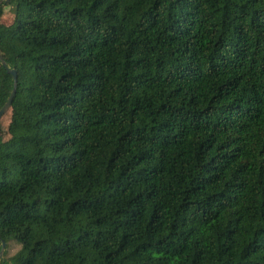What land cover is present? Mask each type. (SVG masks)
<instances>
[{"label": "trees", "instance_id": "obj_1", "mask_svg": "<svg viewBox=\"0 0 264 264\" xmlns=\"http://www.w3.org/2000/svg\"><path fill=\"white\" fill-rule=\"evenodd\" d=\"M0 51V264H264V0L4 1Z\"/></svg>", "mask_w": 264, "mask_h": 264}, {"label": "water", "instance_id": "obj_2", "mask_svg": "<svg viewBox=\"0 0 264 264\" xmlns=\"http://www.w3.org/2000/svg\"><path fill=\"white\" fill-rule=\"evenodd\" d=\"M9 2L10 0H0V5L3 4V2ZM0 61L2 62V64L7 68L8 73L13 75L14 78V88L7 100V102L4 104V106L0 109V119L4 116V114H6L8 112V110L10 109L12 102L16 96V92H17V71L15 69H10L7 65V62L5 61L1 51H0ZM0 241L2 242V246H1V250H0V261L2 259L3 253L6 249V241L0 239Z\"/></svg>", "mask_w": 264, "mask_h": 264}, {"label": "rangeland", "instance_id": "obj_3", "mask_svg": "<svg viewBox=\"0 0 264 264\" xmlns=\"http://www.w3.org/2000/svg\"><path fill=\"white\" fill-rule=\"evenodd\" d=\"M12 5L11 6H8L6 8V16L4 18L5 22L6 23H11L13 21V18H14V15H13V11H12ZM2 130H3V133L6 132V129H7V126H8V117L5 118L2 122ZM7 246V245H6ZM18 248V245H12L9 249V253H8V256H10L12 253H14L16 251V249ZM4 254V253H3ZM3 257V256H2Z\"/></svg>", "mask_w": 264, "mask_h": 264}]
</instances>
